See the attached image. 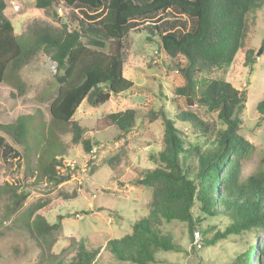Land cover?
<instances>
[{
  "label": "trees",
  "instance_id": "1",
  "mask_svg": "<svg viewBox=\"0 0 264 264\" xmlns=\"http://www.w3.org/2000/svg\"><path fill=\"white\" fill-rule=\"evenodd\" d=\"M59 3L94 13L83 12L73 24L62 23L57 28L33 24L29 34L21 36L13 32L12 22L4 13L5 0H0V83L15 90L10 91V97L26 93L18 70L38 51L47 52L55 63L53 82L37 95L39 101H48L49 120L43 119L38 108L2 126L12 130L14 143L23 145L26 164L35 166L39 180L46 184L57 186L69 178L59 171L68 147L53 126H69L72 144H81L89 152L92 143L73 118L77 107L84 99L98 106L133 87L123 75L124 38L131 20L174 9L193 21L191 30L175 33L178 21L166 22L165 32L160 24L146 28L158 35V46L169 57L180 54L186 59L185 66H177L185 84L176 88V93L215 111L218 125L191 110H180L173 117L160 113L163 132L159 147L149 155L152 166L144 168L134 180L150 189L148 215L136 219L123 236L106 238L105 247L121 262L162 264L165 260L156 256L159 251L182 250L164 231L162 222L178 220L187 224L192 239L194 232L202 234L199 248L251 234L245 242L248 246L227 264H253L254 248L258 264H264V234L256 245L257 234L264 231V167L246 177L241 172L243 162L253 152V145L239 132L245 92L224 79L211 78L200 86L196 79L197 73L231 64L245 39L247 15L264 6V0H34L37 9ZM261 48L264 55V35ZM254 59L253 51L246 50L244 62L252 64ZM135 111L128 108L106 114L119 138L134 127ZM256 111L264 117V97L257 102ZM36 115L41 121L34 128ZM176 120L189 123L192 134L185 136L175 125ZM31 133L34 137L30 139ZM119 161L113 156L108 163ZM4 193L13 197L14 203L21 198L10 184L0 185V195ZM45 204L35 202L15 218L40 248L39 263L94 264L99 248L88 237L68 248L72 251L70 258L55 259L53 255L51 262H43L45 248L53 245L61 227L60 221L50 223L37 214ZM217 217L226 218L224 228L202 226L207 218Z\"/></svg>",
  "mask_w": 264,
  "mask_h": 264
},
{
  "label": "rangeland",
  "instance_id": "2",
  "mask_svg": "<svg viewBox=\"0 0 264 264\" xmlns=\"http://www.w3.org/2000/svg\"><path fill=\"white\" fill-rule=\"evenodd\" d=\"M5 4L4 13L12 22L13 32L21 36L29 34V27L33 24L57 28L62 23L73 24V20L82 17L83 12L94 13L62 3L37 9L34 0H5ZM174 21L179 22L175 28L177 34L193 27L191 19L170 8L131 20L124 38L123 75L133 82V87L98 106H91L84 99L73 116L92 143L89 152H85L81 144H72L69 126H53L58 138L68 147L59 171L68 174L69 178L57 186L39 180L36 167L26 164L23 145L14 143L12 130L2 127L12 123L18 115L33 114L38 108L43 119L49 120L48 101H39L37 95L53 82L55 63L45 51L33 55L18 70L27 89L22 96L10 97V91L15 90L6 83H0V185H13L16 193L24 196L16 204L18 200L14 203V198L7 193L0 195V264H40V248L15 220L35 202L46 203L37 211L38 215L50 223L60 221L61 224L53 245L44 250L43 262H51L53 255L55 259L70 258L72 251L68 248L88 237L99 248L94 264H131L114 259L106 249L105 241L108 237L119 238L128 233L136 219L148 215L150 189L134 180L144 168L152 166L149 155L159 147L163 132L160 113L173 117L180 110H191L202 119L218 125L215 111L208 110L195 99L187 100L186 96L176 93L175 89L185 84L184 76L177 68L185 66L186 59L180 54L169 57L158 46V35L155 32L151 34L146 28L160 24L165 27L164 31L166 22ZM263 35L264 6L247 15L245 39L231 64L196 74L197 86L205 80L217 78L245 92L239 132L253 145V152L242 164L243 177L264 167V117L256 111L257 102L264 97V55H257ZM248 49L255 57L252 64L244 62ZM128 108L136 110L135 125L119 138L117 129L106 114ZM40 121L39 115L33 118L34 128ZM175 125L185 136L192 134L189 123L176 120ZM33 137L31 133L30 139ZM113 156H118L120 161L109 165L108 160ZM227 223L226 218H207L202 226L216 224L222 229ZM162 227L182 247L179 252L159 251L156 256L165 260L162 264H227L244 251L248 246L245 242L251 237V234L231 236L214 245L196 248L192 245L193 239L185 222H162ZM263 234L264 231L257 234L256 245ZM199 238H202L200 232ZM256 252L254 248L253 264H258Z\"/></svg>",
  "mask_w": 264,
  "mask_h": 264
},
{
  "label": "built area",
  "instance_id": "3",
  "mask_svg": "<svg viewBox=\"0 0 264 264\" xmlns=\"http://www.w3.org/2000/svg\"><path fill=\"white\" fill-rule=\"evenodd\" d=\"M15 8H17L15 6ZM194 247L199 248L200 247V238L198 232H194V238H193V244Z\"/></svg>",
  "mask_w": 264,
  "mask_h": 264
},
{
  "label": "water",
  "instance_id": "4",
  "mask_svg": "<svg viewBox=\"0 0 264 264\" xmlns=\"http://www.w3.org/2000/svg\"><path fill=\"white\" fill-rule=\"evenodd\" d=\"M260 53H262V48L261 47L258 49L257 55H259ZM23 198H24V196H21V198L19 200H21ZM19 200L16 202V204H18Z\"/></svg>",
  "mask_w": 264,
  "mask_h": 264
}]
</instances>
